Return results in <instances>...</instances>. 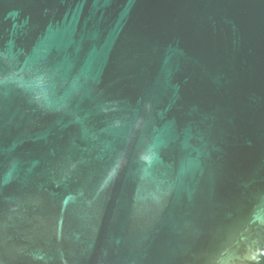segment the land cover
I'll return each mask as SVG.
<instances>
[{"label": "water", "instance_id": "obj_1", "mask_svg": "<svg viewBox=\"0 0 264 264\" xmlns=\"http://www.w3.org/2000/svg\"><path fill=\"white\" fill-rule=\"evenodd\" d=\"M0 264H264V0H0Z\"/></svg>", "mask_w": 264, "mask_h": 264}]
</instances>
